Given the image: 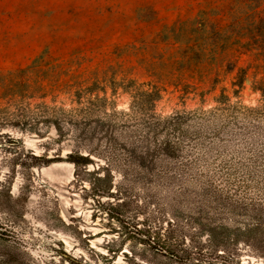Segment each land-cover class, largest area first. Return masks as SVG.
Masks as SVG:
<instances>
[{
  "label": "rangeland",
  "instance_id": "rangeland-1",
  "mask_svg": "<svg viewBox=\"0 0 264 264\" xmlns=\"http://www.w3.org/2000/svg\"><path fill=\"white\" fill-rule=\"evenodd\" d=\"M252 1L0 0V264H264Z\"/></svg>",
  "mask_w": 264,
  "mask_h": 264
},
{
  "label": "trees",
  "instance_id": "trees-1",
  "mask_svg": "<svg viewBox=\"0 0 264 264\" xmlns=\"http://www.w3.org/2000/svg\"><path fill=\"white\" fill-rule=\"evenodd\" d=\"M263 8V9H261ZM251 31L264 33V0H253L249 5Z\"/></svg>",
  "mask_w": 264,
  "mask_h": 264
}]
</instances>
